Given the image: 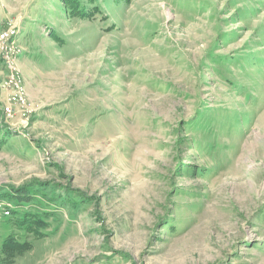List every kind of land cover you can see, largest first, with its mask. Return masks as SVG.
Listing matches in <instances>:
<instances>
[{"label": "rangeland", "instance_id": "374dc122", "mask_svg": "<svg viewBox=\"0 0 264 264\" xmlns=\"http://www.w3.org/2000/svg\"><path fill=\"white\" fill-rule=\"evenodd\" d=\"M1 127L15 264H264V0H0Z\"/></svg>", "mask_w": 264, "mask_h": 264}, {"label": "trees", "instance_id": "16d2710c", "mask_svg": "<svg viewBox=\"0 0 264 264\" xmlns=\"http://www.w3.org/2000/svg\"><path fill=\"white\" fill-rule=\"evenodd\" d=\"M7 127L5 126V129ZM0 128V133L2 134L1 139H4L8 135L7 131ZM33 189H29L26 187H21L16 190V192H11L9 195L4 192H0V199H8L14 200L16 206L23 205L24 203L31 202V194H33ZM24 213V214H23ZM19 214H23V216H18ZM13 226L14 224H18V227L21 229V226L24 227V232L28 236L29 232H38L37 228H34L33 224L37 221L41 222L42 220H38L35 216L31 217L30 214L25 212H20L17 210V207L13 210V215L8 220ZM44 224V223H43ZM29 246L27 241H21L17 238L16 233H10L1 243V252H0V264H15L16 256L25 248Z\"/></svg>", "mask_w": 264, "mask_h": 264}, {"label": "built area", "instance_id": "2783aa9c", "mask_svg": "<svg viewBox=\"0 0 264 264\" xmlns=\"http://www.w3.org/2000/svg\"><path fill=\"white\" fill-rule=\"evenodd\" d=\"M13 81H14V85H16V89L18 91L22 92V90L20 89L21 87L19 86V81L18 80H13ZM16 93H17V91H16ZM15 96H16V98H19L20 93H18L16 95L14 94V97ZM4 110L9 113V112H11L12 109L10 107H7V105H6ZM15 208H16V205L13 204L8 199H4V198L0 199V224L3 223L4 221H7L10 217H12L13 210Z\"/></svg>", "mask_w": 264, "mask_h": 264}, {"label": "bare ground", "instance_id": "6f19581e", "mask_svg": "<svg viewBox=\"0 0 264 264\" xmlns=\"http://www.w3.org/2000/svg\"><path fill=\"white\" fill-rule=\"evenodd\" d=\"M108 133V132H107Z\"/></svg>", "mask_w": 264, "mask_h": 264}]
</instances>
